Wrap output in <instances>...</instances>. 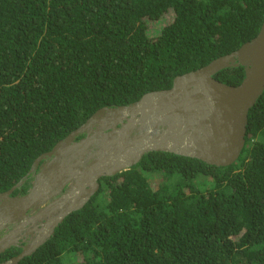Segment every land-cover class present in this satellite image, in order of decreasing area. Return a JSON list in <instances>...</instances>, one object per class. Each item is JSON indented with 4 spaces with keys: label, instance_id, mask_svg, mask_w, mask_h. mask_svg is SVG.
<instances>
[{
    "label": "trees",
    "instance_id": "obj_1",
    "mask_svg": "<svg viewBox=\"0 0 264 264\" xmlns=\"http://www.w3.org/2000/svg\"><path fill=\"white\" fill-rule=\"evenodd\" d=\"M263 17L264 0H0V191L98 108L170 87L256 35ZM243 76L242 65L214 74ZM98 181L16 264H264V90L231 164L150 151Z\"/></svg>",
    "mask_w": 264,
    "mask_h": 264
},
{
    "label": "water",
    "instance_id": "obj_2",
    "mask_svg": "<svg viewBox=\"0 0 264 264\" xmlns=\"http://www.w3.org/2000/svg\"><path fill=\"white\" fill-rule=\"evenodd\" d=\"M237 65L244 69L239 83L214 77L220 69ZM263 90L264 17L252 38L176 75L170 87L147 91L128 104L98 108L33 160L36 170L31 176L0 191V254L12 246L20 248L0 264H16L34 252L65 216L88 202L101 177L128 169L147 152L231 164L244 146L249 110ZM79 133L85 135L75 139ZM44 155L54 157L40 168ZM26 179L29 185L21 193ZM29 223L32 226L21 232ZM19 238L25 244H18Z\"/></svg>",
    "mask_w": 264,
    "mask_h": 264
},
{
    "label": "rangeland",
    "instance_id": "obj_3",
    "mask_svg": "<svg viewBox=\"0 0 264 264\" xmlns=\"http://www.w3.org/2000/svg\"><path fill=\"white\" fill-rule=\"evenodd\" d=\"M173 16H174V12L169 9L166 13H164L163 16H161L159 19L157 20H152V21H149L148 23V33L149 34H154L158 31V29L170 22L172 19H173ZM74 258V255L72 256Z\"/></svg>",
    "mask_w": 264,
    "mask_h": 264
},
{
    "label": "flooded vegetation",
    "instance_id": "obj_4",
    "mask_svg": "<svg viewBox=\"0 0 264 264\" xmlns=\"http://www.w3.org/2000/svg\"><path fill=\"white\" fill-rule=\"evenodd\" d=\"M85 134L84 133H79L78 135H76L75 136V139H79L80 137H82V136H84ZM41 155V154H40ZM46 157V158H45ZM54 156L52 155V156H47V155H44V157H42L41 158V160H40V168H41V166H42V164H43V162H45V161H47V160H51L52 158H53ZM37 158V157H36ZM55 159V158H54ZM36 169H35V167H34V169H32V167H31V165H30V167H29V169H28V171H27V173L25 174V176L24 177H29V176H31L33 173H34V171H35ZM32 179V177H30V180ZM27 190V189H26ZM18 191V190H17ZM17 191H14V193L13 194H16L17 193ZM21 192V191H20ZM21 193H24V192H21ZM29 226H32V224L31 223H29V224H26V226H25V228H23L22 230H21V232H24L27 228H29ZM22 239L23 238H19L18 239V244H25V242H22ZM27 240H28V237H27Z\"/></svg>",
    "mask_w": 264,
    "mask_h": 264
}]
</instances>
